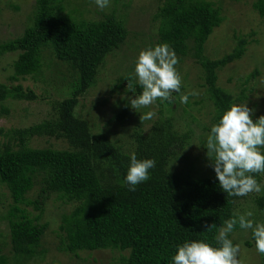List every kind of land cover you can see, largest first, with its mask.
<instances>
[{
	"label": "trees",
	"instance_id": "obj_1",
	"mask_svg": "<svg viewBox=\"0 0 264 264\" xmlns=\"http://www.w3.org/2000/svg\"><path fill=\"white\" fill-rule=\"evenodd\" d=\"M67 1L36 0L28 13L31 24L22 34L0 42V56L17 53L11 64L12 81L42 77L45 85L50 78L44 70L53 60L75 72V79L65 86L69 96L49 101L50 117L26 127H0L4 137L0 140V182L13 200L3 218L9 222L16 258L30 259L43 253L39 248L48 223L42 224L40 219L52 195L63 202H79L61 217L59 247L64 252L113 249L127 251L120 258L122 264H172L177 245L185 241L205 240L218 246L215 237L219 227L232 218L234 204L245 196H227L215 174L198 175L193 166L188 171L176 169L193 138L192 131H179L161 108L149 129L138 121L125 149L107 134L95 133L90 122L76 114L79 97L96 83L105 58L125 41L127 30L116 11L97 20L62 15ZM158 1L161 4L151 19L159 22V44H168L177 57L190 55L200 65L217 123L232 103L248 98L245 85L259 74L256 69L245 76L237 95L217 83V69L240 59L247 51L248 39L239 37L230 53L211 59L205 53L206 42L224 20L222 9L211 0ZM9 2L20 9L17 1ZM254 8L264 16V0H257ZM46 49L51 51L49 64L43 62ZM126 80L133 82V77L122 76L114 90L122 88ZM136 87L141 93L138 83ZM10 98L35 101L40 95L22 83H0L2 114L9 113L3 102ZM126 105L110 120L124 123L131 111ZM41 137L65 142L67 147L31 145L34 138ZM130 153L137 159L156 161L149 170V180L138 184L135 191L129 190L125 180ZM253 175L259 183L264 173ZM37 184L41 188L36 198L30 199L28 192ZM256 204L264 210V194L256 198ZM27 205L40 213L32 215ZM212 224L216 227L208 230ZM238 228L239 224L234 226V230Z\"/></svg>",
	"mask_w": 264,
	"mask_h": 264
},
{
	"label": "rangeland",
	"instance_id": "obj_2",
	"mask_svg": "<svg viewBox=\"0 0 264 264\" xmlns=\"http://www.w3.org/2000/svg\"><path fill=\"white\" fill-rule=\"evenodd\" d=\"M10 0H0V42L6 41L24 32L32 20L28 13L36 5V0H14L20 4L16 10ZM222 10L224 20L215 27L214 32L206 42V55L211 59L220 58L230 53L237 45L239 37H247V51L244 55L228 65L217 69V83L223 88L237 95L241 90L243 78L256 69L259 74L250 79L247 86L248 98L236 104L247 103L253 109L252 118L255 121L259 116L264 115V16L254 8L257 0H211ZM158 0H110L109 6L100 9L95 0H69L63 4L62 15H72L78 19L97 20L105 15L115 13L117 18L123 22L127 30V37L120 46L107 55L97 75L96 83L82 96L79 97V104L76 114L87 119L95 133L107 134L119 145L127 149L131 134L135 125L140 120V113L153 111L155 115L150 120L141 121L145 129H149L153 121L160 116V109H164L168 116L174 120L175 127L185 133L193 132V138L177 161V170H187L193 166L198 175L215 174L210 166L209 158L206 155L207 149L203 146L206 137L210 133L214 123L215 108L204 85L203 70L193 57L179 56L178 64L175 66L181 77V93L195 90L198 96H189L187 103L180 102V93L173 92L171 101L157 100L149 108L140 109V113L131 108L130 114L124 123L118 120L111 121L110 118L119 112L129 101L128 96L139 95L135 77V60L141 49L153 47L159 44L158 25L159 22L152 21L151 17L161 4ZM43 57L44 64L52 60L51 51L46 49ZM17 58V53L0 56V83L18 84L34 88L40 95L35 101L8 99L4 106L9 109L8 114L1 113L2 103L0 102V127H26L40 122L42 119L51 116L50 100L62 99L69 96L66 84L75 79V72L67 65L59 64L53 60L51 67L44 72L49 76L45 85L42 77L31 79L30 77L12 81L9 76L13 73L12 63ZM41 74V73H39ZM122 76H132L135 94L126 89L128 81H123V87L114 90L117 81ZM65 77V81L62 79ZM64 89V90H62ZM62 90V91H61ZM161 101V103H159ZM140 122V121H139ZM4 137L0 136L3 141ZM52 144L58 148L67 147L65 142L56 141L45 137L34 138L31 145L34 147ZM199 145V146H198ZM1 147V142H0ZM262 152V149H261ZM260 192L249 193L243 199L234 204V213L245 214L248 211L253 213L250 217L254 222L264 223V210H260L256 204V198L264 194V176L259 182ZM41 188L40 184L28 192V197L34 199ZM9 190L5 184L0 182V264H122L120 258L127 254V251L113 249L80 250L77 253L64 252L60 250L61 230L59 225L63 213L70 212L79 202H63L57 200L55 195L47 201L44 211L41 213L40 223H48L45 233L41 239L39 250L43 253L30 259L16 258L11 244V233L9 222L3 216L10 209L13 203ZM26 207V205H21ZM27 209L36 215L39 210L28 206ZM231 240L240 246L239 258L243 264H263L264 254H260L255 246L251 230L238 228L233 230ZM252 242L249 246L246 241Z\"/></svg>",
	"mask_w": 264,
	"mask_h": 264
},
{
	"label": "clouds",
	"instance_id": "obj_3",
	"mask_svg": "<svg viewBox=\"0 0 264 264\" xmlns=\"http://www.w3.org/2000/svg\"><path fill=\"white\" fill-rule=\"evenodd\" d=\"M100 9L109 6L110 0H95ZM178 57L166 43L141 49L135 60V77L142 91L139 95L126 97L132 109L140 113V109L149 108L157 100L171 101L172 93H180V102L187 103L189 96L199 93L191 90L181 93V77L176 69ZM126 89L135 94L132 80H128ZM253 109L247 103H232L223 111L218 122L213 124L203 145L213 167L219 187L227 196H247L249 193L260 192L261 185L253 174L264 173V115L255 121ZM155 113H140V121L150 120ZM199 146V145H198ZM130 164L127 170L126 183L130 191L149 180V170L156 166L155 159H137L130 153ZM251 211L245 214L234 213L232 218L224 220L215 237L213 246L205 240L185 241L177 245L172 257V264H243L239 258L240 246L229 239L234 226L251 230L255 246L260 254H264V223L254 222ZM216 227L207 226L208 230Z\"/></svg>",
	"mask_w": 264,
	"mask_h": 264
}]
</instances>
